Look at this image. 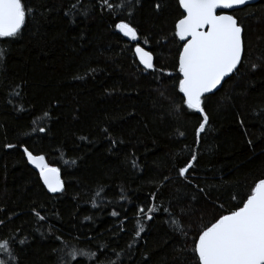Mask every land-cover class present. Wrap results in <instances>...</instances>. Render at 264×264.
<instances>
[{
    "label": "trees",
    "instance_id": "trees-1",
    "mask_svg": "<svg viewBox=\"0 0 264 264\" xmlns=\"http://www.w3.org/2000/svg\"><path fill=\"white\" fill-rule=\"evenodd\" d=\"M24 2L35 13L17 38L0 40V240L9 239L18 264H58L61 246L98 252L90 264H196L191 232L264 179V0L231 13L244 30V58L206 100L199 143L200 118L176 87L178 0H108L111 10L104 0ZM122 20L139 40L115 29ZM137 45L156 71L140 65ZM24 147L60 169L62 193L46 190ZM187 162L190 183L178 172ZM153 204L159 211L135 238L136 209ZM180 225L187 236L173 230Z\"/></svg>",
    "mask_w": 264,
    "mask_h": 264
},
{
    "label": "snow or ice",
    "instance_id": "snow-or-ice-1",
    "mask_svg": "<svg viewBox=\"0 0 264 264\" xmlns=\"http://www.w3.org/2000/svg\"><path fill=\"white\" fill-rule=\"evenodd\" d=\"M249 3L250 0H178L182 12L181 18L174 25V37L182 43L177 54L176 87L182 94L181 100L186 110L197 114L200 118L195 129L197 143L209 126V115L205 108L209 94H214L226 82V78L237 71L244 58L243 27L233 15L226 14L225 10L241 9ZM103 7L111 10L112 5L108 0H104ZM135 7L136 4L133 3L131 8ZM127 8L128 5H125L126 11ZM160 9L161 3H156L155 10ZM35 11L36 9L26 5L24 0H0V40L17 38L26 21ZM131 14L128 12L129 16ZM114 27L123 37L130 38L131 41L141 38L136 28L129 22L122 20ZM144 43H147L146 38ZM5 52L6 49L0 48V61L6 59ZM134 52L144 69L156 71L154 57L150 51L137 45ZM256 67L252 65L253 70ZM168 75L171 76L172 73ZM20 110L23 111V107ZM48 115L44 113V117ZM35 123L34 119L33 124ZM39 131L43 133L46 130L40 127ZM7 147L16 146L9 144ZM23 153L27 157V162L38 169L39 177L48 192L55 194L64 191L59 168L50 166L44 155L33 154L27 147L23 148ZM195 159V156L191 157V161ZM71 163L74 164L75 161ZM192 168L193 163L187 162L178 170L179 175L188 179L189 183L191 181L186 174ZM101 191L102 189L97 191V197L100 196ZM200 191L203 192L204 189ZM232 199L236 200L237 197L233 196ZM93 207H96L95 200ZM136 211L134 225L138 230L134 232V237L139 238L144 232L142 221L152 220L153 214L159 209L153 204L147 208V211L143 206L138 207ZM164 211L169 213L170 226L176 225L177 220L171 216L170 209ZM35 215L40 221L45 220V216L39 212H35ZM110 215L119 217L120 213L114 210ZM173 230L180 235H188L183 225L174 227ZM191 236V251L196 264H264V179L259 180L245 197L239 198L234 210L227 211L226 214L222 212L214 222L203 228L197 227L191 232ZM25 241L26 238L17 243L23 245ZM54 251L57 253L58 264H78V262L83 264L84 260H88L90 264L98 254L75 246L71 250L61 246ZM0 255H6L8 261L18 264V257L14 254L9 239L0 240ZM115 255L118 259L120 253L117 252ZM104 256L110 259L107 253ZM0 264H7V261L0 259ZM96 264H103V260H96ZM112 264L115 262L113 261Z\"/></svg>",
    "mask_w": 264,
    "mask_h": 264
},
{
    "label": "water",
    "instance_id": "water-1",
    "mask_svg": "<svg viewBox=\"0 0 264 264\" xmlns=\"http://www.w3.org/2000/svg\"><path fill=\"white\" fill-rule=\"evenodd\" d=\"M260 1H262V0H250V3L248 4V5H245V6H242V8L241 9H243V8H245V7H247V6H251V5H255V4H257V3H259ZM241 9H237V10H225V12H226V14H231V13H233V12H235V11H238V10H241ZM125 38H127V37H125ZM128 40H130V38H127ZM137 59H138V57H137ZM138 61H139V59H138ZM243 61V60H242ZM154 62V61H153ZM141 65V64H140ZM142 67H143V65H141ZM240 68V67H239ZM238 68V69H239ZM144 69V68H143ZM238 69H237V71H238ZM146 70V69H145ZM236 71V72H237ZM236 72H234L230 77H227L226 78V82L236 73ZM225 82V83H226ZM225 83H223L221 86H220V88H218L215 92H217V91H219L222 87H223V85L225 84ZM210 95V94H209ZM30 166L32 167V169L33 170H35L36 172H38L39 173V171H38V169H35V167L33 166V165H31L30 164ZM60 175H61V173H60ZM61 179H62V176H61ZM42 181V180H41ZM63 181V180H62ZM42 183H43V181H42ZM45 188H46V186H44ZM46 190H47V188H46ZM48 191V190H47ZM50 193V192H49ZM50 194H52V195H57V194H60V193H50Z\"/></svg>",
    "mask_w": 264,
    "mask_h": 264
},
{
    "label": "bare ground",
    "instance_id": "bare-ground-1",
    "mask_svg": "<svg viewBox=\"0 0 264 264\" xmlns=\"http://www.w3.org/2000/svg\"><path fill=\"white\" fill-rule=\"evenodd\" d=\"M129 12V11H128ZM122 48V47H121ZM174 50V49H173ZM170 57V56H169ZM73 171V170H72ZM97 260V259H96Z\"/></svg>",
    "mask_w": 264,
    "mask_h": 264
}]
</instances>
